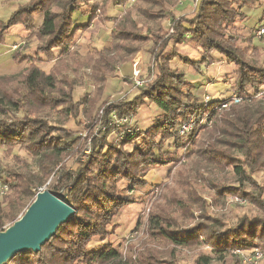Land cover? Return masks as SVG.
<instances>
[{
    "label": "trees",
    "instance_id": "obj_1",
    "mask_svg": "<svg viewBox=\"0 0 264 264\" xmlns=\"http://www.w3.org/2000/svg\"><path fill=\"white\" fill-rule=\"evenodd\" d=\"M125 1L27 0L8 18L0 19V44L4 43L5 32L10 27L22 25L31 31L32 19L37 17L39 24L34 26L33 32L39 41L38 52L45 56L56 50L67 52L76 33L90 26L96 11L102 12L101 7L104 10L119 9ZM176 1L142 0V3L153 2L156 7L165 8L176 6ZM261 1L194 0L190 3H194L195 13L183 15L180 19L169 18L167 12L148 14L153 26L144 34L139 32L137 22L128 16L113 20L110 35L122 42L118 44L114 41L113 46L111 42L91 58L95 82H103L102 78L108 74L109 77L114 76L118 68L139 51L136 44L157 38L159 41L151 48L152 78L143 82L138 88L139 94L128 102L100 103L103 116L95 122L101 126L97 131L99 136L90 137L89 151L92 152L84 161L76 158L78 167L75 170L66 169L62 163L64 157L76 154L81 142L64 127L63 122L75 121L83 108L87 115L92 113L93 108L96 109L98 102L90 93L72 102L75 82L55 86V76H45L35 67L26 72L22 91L9 93L11 90L0 89L2 153H9V149L20 146L38 166V171L32 176L25 160L20 157L13 158L18 169L6 166L0 159V180L9 188L0 202V233L24 214L37 193L41 192L38 188L51 176L55 181L48 190L55 195L63 193L60 199L74 210V214L58 227L55 235L38 253L29 250L19 252L3 264H137L135 260L123 256L111 243L92 245V241L96 237L104 241L106 227L118 209L131 203L126 195L138 187L142 169L169 164L175 160L176 150L183 149L185 152L186 143L204 130L200 118L206 124L211 122L206 133L209 135L208 142H202L204 149L200 153L224 161L232 168L240 187L251 188L250 192L237 188L225 193L236 194L239 199L257 207L260 214L252 218L242 217L229 227L212 218L206 223L198 222L186 228H174L171 220L151 216L150 233L153 238L176 248L209 247L212 254L198 255L195 264H231L232 260L235 264H246L237 252L254 249H258L264 258V187L257 188L252 178L256 171L264 172V65L243 60V51L235 46V37L227 32L234 20L246 18L244 9L256 7ZM141 9L144 8H138V11ZM146 11L142 10L148 13ZM84 16L88 18L82 23ZM168 18L172 19V34H168L162 26ZM253 38L250 33L248 39ZM130 42L133 46H126ZM170 44L175 50L181 45L196 50L198 59H191L179 50L170 52L169 49L167 54ZM108 47H111L110 50ZM214 53L236 66V80L230 89L226 88L222 93L223 99L204 102L191 95L193 84L185 77L186 71L173 69L171 64L177 59L190 70L188 75L202 77V68L211 63ZM98 72H102L100 77ZM15 77L0 79H6V85H9ZM233 96L239 99L238 103L232 102ZM142 105H152L159 110L146 130L131 127L137 109ZM45 106L55 110L58 115L56 121L51 122L50 116L42 113L41 109ZM114 118L128 121L120 126ZM189 121L190 131L180 136L182 126ZM113 135L114 138H110ZM206 167H211V164H206ZM120 181L126 184L125 196L117 189ZM253 187H256V192H252ZM6 224L10 225L4 228ZM139 260V264H153Z\"/></svg>",
    "mask_w": 264,
    "mask_h": 264
},
{
    "label": "rangeland",
    "instance_id": "obj_2",
    "mask_svg": "<svg viewBox=\"0 0 264 264\" xmlns=\"http://www.w3.org/2000/svg\"><path fill=\"white\" fill-rule=\"evenodd\" d=\"M26 1L0 0V19L5 20L8 18L18 6L25 4ZM191 1L194 0H177L176 6L171 5L162 8L159 5L158 7L154 6L153 2L142 3V0H126L119 9L107 8L104 10L101 7L102 12L96 11L94 18L91 19L90 26L80 33H76L74 42L67 52L56 50L47 56L38 52L39 41L33 32L34 26L39 24L37 17L32 19L33 28H31V31L26 30L22 25L10 27L5 32L4 43L0 44V77H16L9 85H6V79H0V89L4 91L5 88L7 92L11 90L9 93L22 91V82L26 72L35 67L45 76H55V86L56 84L61 86L70 81L75 82L72 102H76L85 93H90L89 95L98 102L96 109L93 108L92 113L87 115L84 114L86 110L83 108L81 114L78 112L77 117H74L75 121L72 119L63 122L64 127L76 136L77 141L81 142L76 154L64 157L62 163L66 169L75 170L78 167L76 158L84 161L92 152L89 151L90 137L95 134V136H99L97 131L101 126L95 122L103 116L101 104L104 102L105 104L107 102L120 104L132 100L139 94L138 88L143 82L150 81L152 78L150 72L152 63L151 48L153 43L159 41L157 38L155 40L150 39L148 43L136 44L139 51L129 61L120 66L114 76L109 77L110 74H108L102 78L103 82H95L91 58L99 54L111 42L112 46L114 41H118V44L122 42L110 35L113 20L115 21L124 15L128 16V18H132L137 22L136 26L140 29L139 32L144 34L148 28L150 29L153 26V21L148 19V14L160 15L167 12L170 15L169 18L180 19L183 15L187 16L195 13L196 9H194V3H190ZM179 2L184 4L180 5ZM97 4L100 6L101 3L98 2ZM138 8L144 9L138 11ZM142 10H147L148 13L142 12ZM244 14L246 16L244 20L237 18L229 25L228 35L235 37L234 44L243 51V60L252 61L258 66H263L264 37L259 38L256 36V28L259 24H264V0L256 7L244 9ZM83 18L82 23L87 21L88 16ZM169 18L165 23H162V26L168 34H172L170 22L172 19ZM250 33L254 37L251 40L248 39ZM126 46H133V44L130 42ZM110 48L108 47V50ZM169 49L170 52L179 50L191 59H198V52L188 46L181 45L175 50L170 44L166 51L167 54H169ZM123 67H128L130 73L126 75L123 72L121 73ZM171 67L186 71L185 77L187 78L188 76H199L207 81L214 79L212 84L207 87L210 93L215 88L218 91L222 90V86L229 88L233 86L236 80V66L228 63L216 53L213 54L211 63L202 68V77L200 75H188L187 72L190 70L186 69V66L177 59L173 61ZM101 74L102 72H98L99 77ZM115 78H119V84L117 85L113 81ZM225 87L223 91L226 90ZM204 88L205 86L193 84L190 93L195 99L204 102L212 101L213 98L205 94L207 91L204 92ZM222 95L220 94L219 98L214 99V102L223 99ZM206 98L208 99L206 100ZM41 111L43 114L50 116L51 122L56 121L58 118V115L54 112L55 110L48 106L42 107ZM158 113L159 110L155 106H140L133 119L135 123L132 122L131 127H137L139 130L148 129ZM123 120L115 119L114 122L123 126V123L128 121L124 122ZM204 121L200 118L199 122L201 126L204 125L203 128L206 131H199L192 140H189L191 142L186 143L185 152L182 151L183 149H179L178 152L176 150L174 161L166 165H157L141 170L138 187L135 188L133 193L126 195L131 203L118 209L110 225L106 227L107 234L104 236V241H102V238L96 237L92 241V245L99 242L111 243L123 256L135 260L137 264H139V259V262L143 260L144 263L149 261L153 264H195L198 255H211V249L207 246L176 248L166 241L153 238L149 230L151 216L171 220L170 223L173 224L174 228H186L198 222L206 223L207 220L212 218L224 222V225L229 227L235 225L242 217L252 218L260 214L257 207L244 199H239L236 194L225 193L226 190L232 192L237 188L246 192L251 191L250 187H240L235 181L232 168L217 157L200 153L201 149H204L202 142H208L209 135L206 133L209 129L207 128L211 127V122L206 124ZM190 123L191 121L187 124L184 133H179L180 136L190 131ZM110 138H114V135ZM2 151L0 148V159L3 164L18 169V165L13 159L14 156H18L25 160L27 170L32 176H35L38 166L22 151L20 146L9 149V153H2ZM215 158H217L219 164ZM206 164H211V167H206ZM252 178L258 186L257 188L264 187V172L256 171L253 173ZM54 181V176H51L38 189L40 191L48 190ZM117 189L125 196V190L127 189L125 183L118 182ZM255 190L256 187H253L252 192H256ZM62 195L63 193H58L56 196L61 197ZM2 200L0 198V202ZM9 225L6 224L4 228ZM231 264H235V260H232ZM259 264H264L263 256Z\"/></svg>",
    "mask_w": 264,
    "mask_h": 264
},
{
    "label": "water",
    "instance_id": "obj_3",
    "mask_svg": "<svg viewBox=\"0 0 264 264\" xmlns=\"http://www.w3.org/2000/svg\"><path fill=\"white\" fill-rule=\"evenodd\" d=\"M73 214L72 207L52 192L37 193L24 214L0 233V264L19 252L38 253Z\"/></svg>",
    "mask_w": 264,
    "mask_h": 264
},
{
    "label": "built area",
    "instance_id": "obj_4",
    "mask_svg": "<svg viewBox=\"0 0 264 264\" xmlns=\"http://www.w3.org/2000/svg\"><path fill=\"white\" fill-rule=\"evenodd\" d=\"M256 36L259 38L264 37V24L258 26V28L256 29ZM207 99L208 98H206V100ZM232 102L238 103L239 99L233 96ZM222 107L225 108L227 107V105H222ZM123 121L126 122V119H124ZM186 126L187 125L182 126V129L180 131L181 133L185 132ZM8 192H9L8 186L0 180V198L6 196ZM237 254L241 256L243 263L246 264H259L262 259V254L258 250L247 251V252L238 251Z\"/></svg>",
    "mask_w": 264,
    "mask_h": 264
},
{
    "label": "crops",
    "instance_id": "obj_5",
    "mask_svg": "<svg viewBox=\"0 0 264 264\" xmlns=\"http://www.w3.org/2000/svg\"><path fill=\"white\" fill-rule=\"evenodd\" d=\"M186 70V69H185ZM123 72V74L124 75H126V74H129L130 73V71H129V69H128V67L127 68H122V70H121V73ZM121 76V75H120ZM211 78V77H210ZM214 79H212V81H213ZM109 81V80H108ZM107 81V84L109 83ZM113 81H115L116 82V85L117 84H119V78H115ZM188 81L190 82V83H192V84H197V85H200V86H205V88H204V92L205 91H207V92H205V94L207 95H210L213 99L212 100H214V99H216V98H219L220 97V94H222L224 91H223V88L225 87V86H222V90H217L215 87V89H212L211 90V93L210 92H208V90H207V87H209L210 86V84H212V82L211 83H209L210 81H204V79L203 78H200L199 76H196V77H193V76H188ZM123 86L125 85V84H122ZM225 88H227V87H225ZM125 90H129V89H125ZM130 91V90H129ZM204 94V95H205ZM134 97V96H133Z\"/></svg>",
    "mask_w": 264,
    "mask_h": 264
}]
</instances>
